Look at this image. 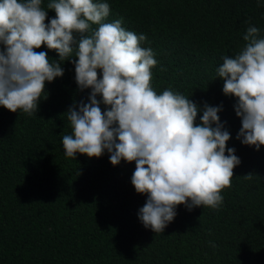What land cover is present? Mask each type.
I'll return each mask as SVG.
<instances>
[{
	"label": "trees",
	"instance_id": "1",
	"mask_svg": "<svg viewBox=\"0 0 264 264\" xmlns=\"http://www.w3.org/2000/svg\"><path fill=\"white\" fill-rule=\"evenodd\" d=\"M49 2L42 0L45 10ZM101 2L110 6L105 22L121 20L125 30L147 37L142 46L155 53L157 94L170 89L201 109L221 107L231 137L226 149L234 148L240 163L218 209L179 205L162 233L145 228L138 213L147 195L131 184L135 162L112 166L107 151L99 158L64 154L66 113L88 103L91 91L75 82L74 50L72 60L61 61L63 76L46 82L35 113L0 107V264H264V146L257 151L236 138L237 101L223 94L216 76L222 58L243 48L250 25L264 38V0ZM52 18L48 11L45 23ZM35 51L58 60L46 46Z\"/></svg>",
	"mask_w": 264,
	"mask_h": 264
},
{
	"label": "clouds",
	"instance_id": "2",
	"mask_svg": "<svg viewBox=\"0 0 264 264\" xmlns=\"http://www.w3.org/2000/svg\"><path fill=\"white\" fill-rule=\"evenodd\" d=\"M48 11L55 18L46 24ZM109 14V4L101 0H51L47 10L42 0H0V107L35 113L41 96L46 98V82L63 76L62 64L75 50V82L81 91H91L88 103L81 102L78 110L74 104L66 113L71 134L62 137L64 154L99 158L107 151L112 166L135 162L131 184L137 194L147 195L138 219L162 233L179 205L189 211L218 209L240 160L234 148L226 149L231 137L220 122L221 107L201 109L170 89L157 94L151 86L155 53L142 46L147 37L125 30L121 20L105 22ZM259 34L250 25L243 48L223 57L216 69L223 94L237 101L236 138L257 151L264 146V38ZM41 46L55 51L58 60L35 51ZM101 102L109 110L102 111Z\"/></svg>",
	"mask_w": 264,
	"mask_h": 264
}]
</instances>
